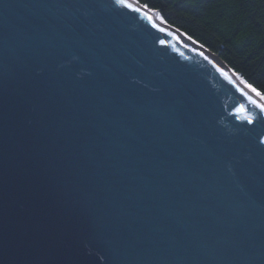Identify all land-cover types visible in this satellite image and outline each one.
<instances>
[{
  "label": "water",
  "instance_id": "95a60500",
  "mask_svg": "<svg viewBox=\"0 0 264 264\" xmlns=\"http://www.w3.org/2000/svg\"><path fill=\"white\" fill-rule=\"evenodd\" d=\"M189 37L0 0V264H264V100Z\"/></svg>",
  "mask_w": 264,
  "mask_h": 264
},
{
  "label": "trees",
  "instance_id": "16d2710c",
  "mask_svg": "<svg viewBox=\"0 0 264 264\" xmlns=\"http://www.w3.org/2000/svg\"><path fill=\"white\" fill-rule=\"evenodd\" d=\"M264 93V0H138Z\"/></svg>",
  "mask_w": 264,
  "mask_h": 264
},
{
  "label": "bare ground",
  "instance_id": "6f19581e",
  "mask_svg": "<svg viewBox=\"0 0 264 264\" xmlns=\"http://www.w3.org/2000/svg\"><path fill=\"white\" fill-rule=\"evenodd\" d=\"M149 15H150V17H151L154 21H156V22H161V18H160V16L158 15V13H156V12H150ZM191 46L194 47L195 50H197V51H199V52H201V51L203 50L201 47H199V46L196 45L195 43H191ZM235 78H236V77H235ZM236 81H239V83H240V85L242 86V88H243L244 90H246L249 94L252 93V94L256 95L254 92L251 91L250 88L247 87V84H246L241 78L237 77V78H236ZM256 96H257V95H256ZM257 97H259V96H257ZM263 100H264V99H263Z\"/></svg>",
  "mask_w": 264,
  "mask_h": 264
},
{
  "label": "snow or ice",
  "instance_id": "6c2138e0",
  "mask_svg": "<svg viewBox=\"0 0 264 264\" xmlns=\"http://www.w3.org/2000/svg\"><path fill=\"white\" fill-rule=\"evenodd\" d=\"M118 3H121V4H125V0H117ZM127 7H131L130 4H126ZM189 39H191V37H189ZM248 88L251 89L252 92H254L257 96H259L261 99H264V93L258 91L255 87H253L251 84H248L247 85ZM249 101L252 103V104H256V101L252 99V97H248ZM258 107L261 108L262 111H264V104H261V105H258ZM241 110H246V109H243V107L241 108ZM249 119V122H251V117H248Z\"/></svg>",
  "mask_w": 264,
  "mask_h": 264
}]
</instances>
